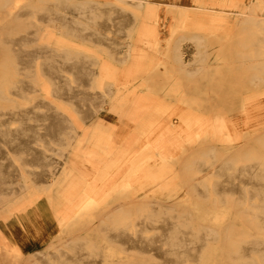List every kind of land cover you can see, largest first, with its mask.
<instances>
[{
  "label": "bare ground",
  "instance_id": "obj_1",
  "mask_svg": "<svg viewBox=\"0 0 264 264\" xmlns=\"http://www.w3.org/2000/svg\"><path fill=\"white\" fill-rule=\"evenodd\" d=\"M254 101L264 0H0V264H264Z\"/></svg>",
  "mask_w": 264,
  "mask_h": 264
},
{
  "label": "rangeland",
  "instance_id": "obj_2",
  "mask_svg": "<svg viewBox=\"0 0 264 264\" xmlns=\"http://www.w3.org/2000/svg\"><path fill=\"white\" fill-rule=\"evenodd\" d=\"M163 1V0H160ZM189 2H191V0H187ZM246 2H248V0H240V4L244 5ZM164 7V4L161 5ZM163 7L161 8V13L162 16H164V22L166 23V27L168 28L171 17L170 15L165 11V9H163ZM160 35L164 36V42L166 41V39L169 37L168 34V30L164 31L163 29H160ZM60 34L57 33L56 38L59 36ZM52 44H55V39H52L51 41ZM133 77H135L133 75ZM137 79H135L134 81H137ZM254 91H257L256 89ZM252 105H254L255 107H257L258 105H263L264 101H254L251 103ZM226 106H228L227 104H225L224 102H221L220 100H217L213 97H210V94L207 95V98L204 99L203 104H202V111L199 112L201 113L200 115L205 116V117H226V118H230V123H232L238 130H241V128L243 127V121H244V117H245V113L238 111V110H234V111H228L226 108ZM141 108V107H140ZM214 110V111H212ZM168 114L166 113L162 118H166L165 116H167ZM105 116L111 120V121H115L117 123H121L125 129L129 128L130 131L134 128V122L126 117H120L119 114L117 113H111L108 112L107 114H105ZM252 124V123H251ZM249 130H251L252 132L255 131L254 127L252 126L251 128H249ZM121 134V131H120ZM188 151H191L194 148V145L191 143V141L189 139H185L184 145ZM65 184V183H63ZM66 201L64 202V199L61 203V207L65 208L66 206ZM37 209H40L39 214L41 215V219L42 221H46L49 217L53 216L54 214H56V211L49 206V202L48 199L46 197H42L37 203Z\"/></svg>",
  "mask_w": 264,
  "mask_h": 264
}]
</instances>
